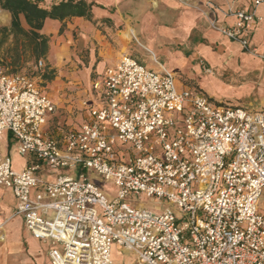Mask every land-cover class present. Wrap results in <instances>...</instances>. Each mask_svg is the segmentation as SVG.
I'll use <instances>...</instances> for the list:
<instances>
[{"label": "built area", "instance_id": "1", "mask_svg": "<svg viewBox=\"0 0 264 264\" xmlns=\"http://www.w3.org/2000/svg\"><path fill=\"white\" fill-rule=\"evenodd\" d=\"M260 5L226 12L206 1L204 13H213L214 30L264 59L249 40ZM157 63L122 55L93 81L97 103L82 102L88 119L59 136L48 128L57 105L46 80L0 65V137L10 133L18 153L34 159L17 171L0 144V188L13 193L31 235L57 245L54 264H117L113 244L137 264H264V108L215 104ZM43 166L60 172L41 179ZM7 222L0 214V243Z\"/></svg>", "mask_w": 264, "mask_h": 264}, {"label": "crops", "instance_id": "2", "mask_svg": "<svg viewBox=\"0 0 264 264\" xmlns=\"http://www.w3.org/2000/svg\"><path fill=\"white\" fill-rule=\"evenodd\" d=\"M88 1H94L100 5L93 7L94 18L97 19L98 24L109 25L106 27L107 34L110 35L112 41L110 37L102 34L93 22L84 17L72 16L63 20L47 19L44 32L50 37V47L46 60L54 67L60 68L68 62L73 63L72 58H78L77 55H74L78 44L88 45L91 43L93 47L97 43L100 46L99 61L94 60L95 56H91V59L94 60L92 64L95 65L97 62L96 70L100 77L107 67L115 66L122 55L130 54L135 57L137 53L135 47L141 46L153 51L155 60L157 53L162 54L166 59L181 56L175 61L179 68L171 71L178 74L183 86L202 90L199 87L201 74H212L213 71L207 72L200 65L199 60L207 62V58L201 56V51L211 48L224 52L228 50L232 54H236L235 49L230 48V45L237 44L236 50L247 52L240 44L227 39L209 25L208 18L214 15L210 12L209 17L204 13L206 11L205 3L212 1L226 12L229 9L238 8L250 11L254 8V0ZM256 12L261 20L253 25L249 40L252 45L257 47L258 52L264 55V5H260ZM217 18L220 23L228 25L234 22L233 16L223 12H218ZM103 19H108L109 22ZM10 22L11 14L1 11L0 29L8 27ZM142 36L143 39H141ZM11 37V45H13V36L11 35ZM250 55L264 60L259 56ZM159 63L164 66L163 63ZM94 80L91 81L89 87V98L87 99L89 105L97 103L98 100L92 90ZM69 83L71 82L61 81V76H55L51 80L53 87H58L49 91L56 102L57 109L49 120L48 128L57 136L61 135L69 126L81 125L89 117L88 110L82 106V102L85 100L83 94L87 90L69 93ZM6 134L10 141H15L8 132L4 133L2 137ZM8 146L9 149L6 151L10 155L13 144L9 142ZM33 160V157L28 155L22 167L16 169L13 165V168L20 171ZM59 172L43 166L37 175L41 179L52 180ZM5 191L11 193L13 202L11 205H0V214L8 219L0 243V264H54L49 256V251L57 245H53L49 240H40L31 235L25 227L24 218L16 214V198L9 189L0 188V203ZM105 191L110 196L109 191ZM35 192L36 188H33L32 197ZM112 259L117 264H137L133 253L117 244L112 246Z\"/></svg>", "mask_w": 264, "mask_h": 264}, {"label": "rangeland", "instance_id": "3", "mask_svg": "<svg viewBox=\"0 0 264 264\" xmlns=\"http://www.w3.org/2000/svg\"><path fill=\"white\" fill-rule=\"evenodd\" d=\"M95 26L102 34L110 37V35L107 34L108 29L106 28L109 26L108 24H95ZM2 37H5L6 41L0 53V57L2 59V66L9 72L17 70L36 77L38 80H44L42 77L43 73L45 71H51L54 78L55 76H61V81H64L65 83L71 82L69 83V93H74L78 90H87V92H84L83 94V99L85 98V100H87L89 98V87L91 85V81L99 78V74L96 70L97 62H95V65L92 64L94 60L99 61L98 53L100 51V46L97 43H95L93 47L91 43H88V45L84 43L81 45L78 44L74 51V55H77L78 58L73 57V63L68 62L60 68L54 67L53 64L48 63V61L44 59L46 66L43 70H40L36 67L37 61L33 58L30 51L23 54L19 66L14 67L10 64L9 49L12 47V42L10 40L12 38L11 33L4 32L2 28L0 29V39ZM110 39L112 41L111 37ZM141 39H143V36ZM236 46L237 44L230 45V48L235 49L236 54H232L228 50L224 52L211 48L201 51V56L207 58V62H204V66L206 68H211L213 73L201 74V84H199V87L215 104L243 106L252 110H262L264 108V60L255 58L245 51L236 50ZM135 50H137L135 57L154 69L159 67L157 61L163 63L165 68L169 71L179 68L175 63V61L181 57L179 55L166 59L165 56L157 53L156 61L153 56V51L144 49L141 46L135 47ZM91 56H95L94 60L91 59ZM51 80L47 79L44 84L48 91H51L52 88H58L53 87L54 85L51 84ZM9 142L13 144L12 149L10 150L13 165L16 169H18L23 166L27 156H22L18 153L15 141H10L7 134L0 137V144L4 150L9 149ZM119 146L122 148H131V144L129 143L123 145L120 143ZM93 178L101 186V188L109 191L111 197L115 196L116 187L113 184L106 182L99 176H94ZM132 199L133 198H129V200ZM134 200L138 203H143L147 207L152 208L156 206L155 202L150 198L139 197ZM12 202L13 199L11 193L9 191H5L0 205H11ZM171 206L175 211H178V208L175 205ZM260 210L264 212V199L260 202Z\"/></svg>", "mask_w": 264, "mask_h": 264}, {"label": "trees", "instance_id": "4", "mask_svg": "<svg viewBox=\"0 0 264 264\" xmlns=\"http://www.w3.org/2000/svg\"><path fill=\"white\" fill-rule=\"evenodd\" d=\"M49 2L51 3L46 4L41 0H0L1 10L11 14L10 25L3 30L14 37V44L9 49V62L14 67L19 66L23 54L27 51L31 52L36 61L47 58L50 47V37L44 32L47 19L63 20L67 17L81 16L100 25L93 14V7L100 5L94 1L60 0L55 2L53 0ZM103 20L109 22L108 19ZM5 41V37L0 39V53ZM0 65H2L1 57ZM17 72L19 71H14V73ZM42 77L44 80H51L54 75L51 71H45Z\"/></svg>", "mask_w": 264, "mask_h": 264}]
</instances>
